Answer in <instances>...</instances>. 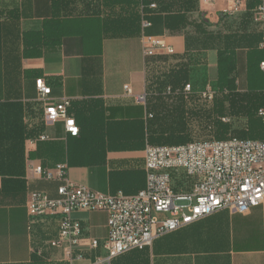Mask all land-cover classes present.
<instances>
[{
    "label": "crops",
    "instance_id": "crops-1",
    "mask_svg": "<svg viewBox=\"0 0 264 264\" xmlns=\"http://www.w3.org/2000/svg\"><path fill=\"white\" fill-rule=\"evenodd\" d=\"M183 1L189 3L0 0V139L5 153L12 156L14 166L10 170H22L21 175H0V264L65 261L64 247L51 246L59 235L57 218L32 220L28 212L32 193L58 198L64 181L46 180L35 173V167L55 169L63 164L70 181L101 194L122 192L133 196L145 189L146 147L159 138L158 124H171L167 118L150 117L152 113H165L168 107L152 93V81L158 72L183 68L193 95L208 86L219 91V56L232 54L236 91L264 88V23L255 20L252 0H194L190 7L179 8ZM168 4L190 21L200 24L202 19V31L194 25L170 31L166 13L159 11ZM145 10L152 22L145 33L162 38L175 49L174 55L162 51L155 58H144ZM39 78L51 86L53 102L72 100L70 111L80 127L78 137L68 136L63 122L45 123L36 89ZM145 94L146 102L139 103L137 96ZM226 98L219 95L215 103L201 101L202 105L186 96L176 101L174 123L180 121L184 129L174 131V123L160 126L162 137L177 132L176 136L194 140L199 127L198 137L239 135L247 129L243 116H229L231 125L220 128V109L230 113ZM39 123L44 128L41 134L48 140L32 142L35 138L28 137L23 141L28 129ZM212 126H216L214 130ZM173 177L176 191L191 188L183 186L182 172ZM73 216L84 229L80 246L84 259L73 264H91L106 254L103 246L91 249L89 244L91 240L100 244L106 240L108 214L79 211ZM111 264H264V204L247 214L217 211L156 239L150 247L125 253Z\"/></svg>",
    "mask_w": 264,
    "mask_h": 264
},
{
    "label": "built area",
    "instance_id": "built-area-1",
    "mask_svg": "<svg viewBox=\"0 0 264 264\" xmlns=\"http://www.w3.org/2000/svg\"><path fill=\"white\" fill-rule=\"evenodd\" d=\"M255 9V20L264 23V0ZM156 9V5H151ZM152 23L143 19V55L155 58L158 52L174 55L175 49L167 46L163 39L150 36L145 30ZM264 69V62L261 64ZM38 100L44 107L46 124L63 122L70 137L80 135V127L71 114L72 100L64 98L52 101V88L44 78L36 80ZM128 94L132 90L125 87ZM179 91L165 87L162 94L172 96ZM183 94L189 99L193 87L187 84ZM197 99L213 103L216 92L208 86L199 92ZM146 94L137 96L139 103L146 102ZM152 117V116H150ZM264 123V109L259 111ZM229 122V119H223ZM41 134L32 142L46 141ZM147 184L138 194L128 196L122 192L101 194L74 184L66 177V166L55 169L42 166L34 168L38 176L46 180H62L58 198L34 192L30 195L28 212L32 220L51 216L59 222L58 238L51 242L53 247H64L65 261L59 264H73L84 259L80 249L84 229L81 221L74 218L75 212H106L108 214V236L100 244L91 240L89 247L101 246L106 254L97 257L91 264H111L112 261L130 251L143 250L164 235L185 228L223 209L247 214L253 208L264 204V140L231 138L193 141L176 146H151L145 150ZM185 174L183 186L189 190L174 187V173ZM159 216H164L160 219Z\"/></svg>",
    "mask_w": 264,
    "mask_h": 264
},
{
    "label": "trees",
    "instance_id": "trees-1",
    "mask_svg": "<svg viewBox=\"0 0 264 264\" xmlns=\"http://www.w3.org/2000/svg\"><path fill=\"white\" fill-rule=\"evenodd\" d=\"M146 2V0H144ZM159 1V0H157ZM189 3L186 5L185 1L180 3L179 8L184 7H190V2L193 3L194 0H188ZM157 3V2H156ZM259 0H252L250 4V8H255L259 5ZM161 4V2H160ZM175 6L173 4H168L166 7L162 8L160 7V12L166 13V26L170 31H180L184 28H186L188 25H194L195 29L197 31H202V24L204 21L201 19L200 24L195 21H190L186 15L181 14V12H178L175 10ZM148 13L146 10L143 13L142 19H147ZM229 15V14H227ZM200 18H202L200 16ZM152 23V22H151ZM264 61V56L261 58V61ZM160 73V74H159ZM261 75V74H260ZM257 77V76H256ZM217 82L220 87L219 91H215L216 95L214 98L213 103H215L217 97L219 95H225L229 101V115L226 113V111L223 109H220V115L221 119H231L229 116L234 117H245L247 120V129L240 132L237 136H231L229 138H223V139H216V140H228L231 138H240V139H255V140H264V123L262 119L259 117V111L262 107H264V88L261 86L260 88L252 89L248 92L242 93L236 91V83H237V74H236V62L235 57L230 55H224L220 54L219 56V65L217 70ZM262 82V81H261ZM189 83V76L186 70L183 68L176 69L172 68L168 70L167 72H158L157 75L154 76L152 81V89L154 94L157 96L155 97L157 100H163L166 104H168V107L165 111V113L161 114H150L152 116L151 118L154 120L162 119L164 120L167 118L171 121V124H158L160 132L159 138L152 140V144H149L151 146H176V145H182L190 142H193L192 138H189L185 135L182 136H176L178 133H170L168 137H162V134L164 133L162 131V128L160 126H170L173 125L174 120L176 121V118L174 117V113L178 112L176 105V101H181L185 99V95L183 94V90L185 86ZM192 85V84H191ZM171 86L174 90L179 91L178 93L172 95V96H166L163 97L162 90L165 87ZM193 87V86H192ZM194 93V91H193ZM176 99V100H175ZM264 109V108H263ZM219 120L220 122V128L225 126L231 125V120L229 122H224L223 120ZM175 129H184L183 123L179 121V123H174ZM216 126H212V129L214 130ZM43 125L39 123L38 127H34L32 129H28L29 134L25 136L24 139L35 138L39 136L43 132ZM22 161L21 164H24V150L21 155ZM18 158V156H17ZM11 166H14L12 163V156L5 153V149H3V140L0 139V175H21L22 170H18L11 168ZM4 170H2V169Z\"/></svg>",
    "mask_w": 264,
    "mask_h": 264
},
{
    "label": "rangeland",
    "instance_id": "rangeland-1",
    "mask_svg": "<svg viewBox=\"0 0 264 264\" xmlns=\"http://www.w3.org/2000/svg\"><path fill=\"white\" fill-rule=\"evenodd\" d=\"M197 98H199V97H198L197 94H195V95H193L192 97H190L189 99H190V100H196V101H197V100H199V99H197ZM197 102H198V101H197ZM199 102H200L199 104H201V103L203 104V102H201V100H200ZM202 104H201V105H202ZM201 105H200V106H201ZM263 108H264V107H262L261 109H263ZM203 127H204V126H203ZM200 130H201L200 127H199L198 129H196V132H197V133H196V137H197V138H195L193 141H197V142H198V141H206V140L213 139V138H210V137H209V136H210L209 134H208V135L205 134L204 137H198V135L200 134V133H199ZM189 142H190V141H189ZM159 217H160V219H163V218H164V216H159Z\"/></svg>",
    "mask_w": 264,
    "mask_h": 264
}]
</instances>
